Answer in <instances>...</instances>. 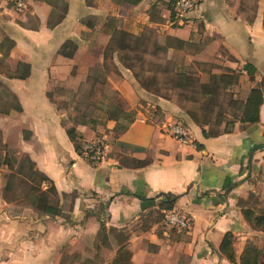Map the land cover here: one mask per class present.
I'll use <instances>...</instances> for the list:
<instances>
[{
  "label": "crops",
  "instance_id": "0c3cea01",
  "mask_svg": "<svg viewBox=\"0 0 264 264\" xmlns=\"http://www.w3.org/2000/svg\"><path fill=\"white\" fill-rule=\"evenodd\" d=\"M24 1L26 8L18 11L11 0H0V40L15 43L8 57L0 56V86L9 104L10 94L21 107L20 112H9L10 105L0 110L5 146L0 156L33 162L50 181L42 189L53 184L58 192L61 215L45 214L29 198L9 199L15 186L5 191L9 171L2 167L0 264H232L220 252L230 232L239 264L247 243L264 239L239 207L240 201L249 208L243 202L250 196L264 200V0H194L195 10L179 23H173L169 8L179 0ZM116 18L132 35L149 28L165 41L185 42L183 51L169 54L189 51L182 64L188 71L210 66V72H190L203 84L213 75L236 74L232 95L240 105L260 89L259 123L242 124L234 114H224L201 126L176 100L143 88L117 53L105 59ZM109 60L117 73L102 85L107 82L137 114L120 136L106 114L92 117L99 125H89L90 118L77 125L59 105L73 92L77 95L94 77L91 71ZM247 65L256 70L252 78ZM232 121L234 127L225 132ZM176 123L189 130V143L171 137ZM73 126L83 148L94 139L105 140L103 161L91 163L76 151L67 134ZM203 130L211 136L205 138ZM168 195L177 197L171 211L189 218L188 229L166 225L171 211L163 210L161 202ZM103 223L108 232L101 238Z\"/></svg>",
  "mask_w": 264,
  "mask_h": 264
},
{
  "label": "trees",
  "instance_id": "16d2710c",
  "mask_svg": "<svg viewBox=\"0 0 264 264\" xmlns=\"http://www.w3.org/2000/svg\"><path fill=\"white\" fill-rule=\"evenodd\" d=\"M176 3L177 1L172 2L169 6L172 13ZM172 17L174 20V13ZM111 41L112 43L110 47H108L105 51V59H108V56H112L113 54L117 53L119 55L118 59L120 63L133 72L137 64L144 65V58L141 54L148 53L146 39H143L140 36L132 35L122 29H117L113 33ZM185 45V42L168 37L166 38L164 46L160 45L159 43L155 44V51L153 54H169L170 50L173 49L175 51L181 52L184 50ZM14 46L15 43L10 38L6 37L0 40V56L2 55L3 58L8 57ZM66 47H68V44L63 49H66ZM130 53L134 54L135 56H130ZM1 61L2 60L0 59V66L2 64ZM20 67L21 69L28 68L26 65H20L19 68ZM245 72H247L248 75L252 78L254 77L256 70L252 65H247L245 66ZM164 73L170 76V78H168V82L172 84L171 89L181 91V97L184 98L185 101L200 105V112L203 113L204 117L203 123H200L197 114L189 112V115L195 120V122L201 124V126L202 124L209 123L211 121L213 115L216 113V109L220 110L217 114V116L219 115V120L224 117L225 109L223 108L221 97L225 95V91H228L230 87H233L238 83L237 75L234 73H228L222 75H213L209 83L203 84L200 82L199 79L190 74L187 67H185L184 65H176L172 70H164ZM135 78L136 80H139L140 76L135 73ZM139 84L143 88L150 90L152 86L156 87L158 85V80L156 77H154L149 80H143L141 81V83L139 82ZM160 92L161 90L156 88L155 93L159 94ZM8 96H11L10 99H13V102L9 104V112H20L21 107L17 99L10 94ZM115 96H119V94L115 93ZM115 99L117 100L116 97L114 98V101ZM229 104L230 107H232L236 111H240L239 116L237 113L234 114V119H237L239 117L238 121L240 123L255 125L258 124L260 121L259 115L260 108L263 104V93L260 89H253L250 92L247 102L243 105H240L238 101L234 100L233 95H231ZM105 114L108 120L116 122L114 132L117 136H120L125 133L129 129L130 125L134 123L137 116L135 111L125 110L123 105H119L116 103L111 104L106 109ZM81 119V121H76L77 125L82 122L85 123L84 120L89 118H87L86 116H82ZM88 122V124L91 126H96L100 123L99 121L93 118H90ZM234 123L235 121L227 122L225 132L229 133L234 127ZM67 134L71 142L75 145L76 151L80 155H83V145L81 143L82 137L78 133L76 126L69 128L67 130ZM203 136L205 138H209L211 134L207 133L206 130H203ZM4 147L5 146L0 140V150L3 151ZM2 167H6L9 171V177L5 191H10L16 185L15 181L19 177L23 176L22 178L28 181L29 183H36L39 185L38 187L33 186V188L30 189V193L27 198L31 199V201L36 204V206L41 209L45 214L50 216L61 215V211L59 209L60 196L58 192L56 191L54 185L51 183V186L48 190L42 189V186L46 182L50 181L45 175H43L36 169V166L33 162H31L28 158H25L22 162L19 163L16 158L7 154L4 158L0 156V170L2 169ZM27 169L29 170V172H25ZM29 175L30 177L31 175L36 176L38 177V179H33L31 182V180L28 178ZM176 199L177 197L173 195L166 196L165 200L161 202L162 209L166 211L173 210ZM239 207L242 208V215L245 221L254 230L264 233V212L257 213L254 209L245 208L242 206L240 201ZM107 232L108 230L106 228V225L104 223L101 224L99 237L102 238V236H105ZM110 233L117 234V231L111 229ZM234 242V235L231 232L227 233L222 241L220 252L230 263L238 264L235 258ZM121 249L123 250L124 248ZM239 264H264V248H261L251 242L247 243L239 259Z\"/></svg>",
  "mask_w": 264,
  "mask_h": 264
},
{
  "label": "rangeland",
  "instance_id": "374dc122",
  "mask_svg": "<svg viewBox=\"0 0 264 264\" xmlns=\"http://www.w3.org/2000/svg\"><path fill=\"white\" fill-rule=\"evenodd\" d=\"M112 24L114 25L115 29H122L124 21L121 18L114 19ZM136 36V35H135ZM140 37L146 39L148 53L141 54L144 58V65L137 64L134 73L140 76V79L137 82L141 83L143 80H149L154 77L158 80V85L156 87L152 86L151 92L155 93L156 88L161 90V95H165L171 97L170 99L176 100L180 106L184 107V110L190 111L194 114H197L198 119L200 122L204 121L203 113L200 112V105H190L185 102V99L181 97V92L175 91L171 89L172 84L168 82V76L164 73V70L170 69L172 70L174 66H179L184 64L187 58V54L189 51H185L182 53H174V54H159L154 55L155 51V44L158 42H165L164 37L157 34L154 31L145 29L141 34ZM118 55V54H117ZM119 56V55H118ZM130 56H135L134 54L130 53ZM210 66H199V67H192L190 68L189 72L192 74H198V70L210 72ZM117 73V67L114 63L109 60L106 65L95 67L91 74L94 76L92 79L87 83V85H83L79 88L77 95H74V92L67 96L64 101L59 103L61 108H65L66 111L69 112L70 120L81 121L82 116H86L87 118H103L105 116L106 109L111 104H121L123 105L125 110L127 109L125 100L122 96H115L114 92L106 85H102L103 82L106 81L107 76L110 74ZM196 76V75H195ZM95 79L98 80L99 85H95ZM236 88L230 87L228 91H225V95L221 97V102L223 103V108L225 109V117L233 116L236 113V110L230 107L229 100L230 96L235 92ZM180 95H179V94ZM156 94V93H155ZM117 98V100L114 98ZM9 105V99L5 94V86H0V110H7ZM130 111V110H128ZM220 110L216 109V113L213 115L216 121L218 120V114ZM229 118V117H228ZM232 120V119H228ZM213 130H217V127L213 128ZM1 152V150H0ZM28 168V167H27ZM25 172H29L27 169ZM29 174V173H28ZM3 180L6 182L7 176L4 174ZM23 177V176H22ZM22 177H19L15 182V189L12 194L9 195V199H16L17 201H24L30 193V189L34 187H38L39 185L36 183H29L28 181L24 180ZM31 182L33 179H38V177L29 175L28 177ZM244 205L247 207L254 209L257 213L264 212V200L259 201L255 197H249L247 201L243 202ZM257 246L264 248V239L258 237L256 243ZM98 263V262H95Z\"/></svg>",
  "mask_w": 264,
  "mask_h": 264
},
{
  "label": "built area",
  "instance_id": "2783aa9c",
  "mask_svg": "<svg viewBox=\"0 0 264 264\" xmlns=\"http://www.w3.org/2000/svg\"><path fill=\"white\" fill-rule=\"evenodd\" d=\"M13 2L14 8L18 11H22L26 8L24 0H11ZM197 6V2L194 0H179L177 1L173 13L174 22L179 23L184 20L186 15L193 12ZM170 135L178 142L187 144L190 142V132L182 124L176 123L170 128ZM107 146L105 140L94 139L84 145L83 157L91 163H99L104 160L106 156ZM165 223L171 229L184 231L189 228L190 221L187 216L180 212L171 211L165 216Z\"/></svg>",
  "mask_w": 264,
  "mask_h": 264
}]
</instances>
